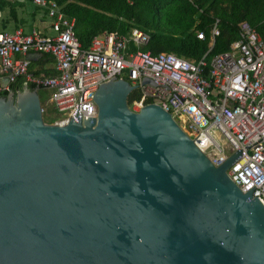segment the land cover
Masks as SVG:
<instances>
[{"label": "water", "instance_id": "obj_1", "mask_svg": "<svg viewBox=\"0 0 264 264\" xmlns=\"http://www.w3.org/2000/svg\"><path fill=\"white\" fill-rule=\"evenodd\" d=\"M146 82L152 81L145 78ZM113 77L83 121L47 123L39 88L0 95V264H264V202L159 104Z\"/></svg>", "mask_w": 264, "mask_h": 264}, {"label": "built area", "instance_id": "obj_2", "mask_svg": "<svg viewBox=\"0 0 264 264\" xmlns=\"http://www.w3.org/2000/svg\"><path fill=\"white\" fill-rule=\"evenodd\" d=\"M32 3L47 12L56 35L38 30L0 32V72L8 73L9 83L22 77L26 84L50 91L49 103L62 115L56 124L73 120L79 97L83 121L97 118L94 96L100 85L113 77L124 78L139 84L137 110L148 104L163 106L214 166L241 150L242 157L228 175L244 193L255 188L253 197L264 202V36L250 23H240V38L226 53L194 60L175 52L146 50L151 37L136 28L127 36L97 35L84 47L74 23L55 0ZM219 23L216 20L212 28L214 41L221 33ZM198 37L205 40L206 34L200 32ZM31 53L54 56L59 73L33 74L30 60L17 58ZM4 91L7 87H0V93Z\"/></svg>", "mask_w": 264, "mask_h": 264}, {"label": "trees", "instance_id": "obj_3", "mask_svg": "<svg viewBox=\"0 0 264 264\" xmlns=\"http://www.w3.org/2000/svg\"><path fill=\"white\" fill-rule=\"evenodd\" d=\"M64 5V12L76 18V33L84 47L101 31L129 30L138 27L148 33L150 42L145 47L152 53L175 52L198 60L226 53L232 42L239 39V25L248 22L264 36V0H56ZM2 4H0L1 6ZM220 21V36L210 46L211 27ZM198 30L206 39L198 37ZM47 54V53H46ZM30 71H33L30 67ZM34 74V73H33ZM30 88L37 87L29 83ZM23 82L18 77L10 85L15 94ZM39 95L41 98V91ZM8 92L0 93L7 96ZM133 91L128 98L130 108L140 99ZM59 119H51L54 124Z\"/></svg>", "mask_w": 264, "mask_h": 264}, {"label": "crops", "instance_id": "obj_4", "mask_svg": "<svg viewBox=\"0 0 264 264\" xmlns=\"http://www.w3.org/2000/svg\"><path fill=\"white\" fill-rule=\"evenodd\" d=\"M0 4H2L0 6V32L11 33V32H14L16 30H21L23 33L30 34L34 30H38L42 34L47 35V36L54 37L56 35V32L54 31L53 26H52V19L50 17H48L46 11L41 10L38 7H35L32 3V0H0ZM59 6L62 8V11L66 15V17L70 21H72L74 23V25L76 26V18L69 16L64 12V10H63L64 5L59 4ZM216 20H218V19H216ZM135 28L140 29L138 27H133V28H130L128 31L127 30L101 31L97 35L98 36L103 35L106 32L107 33L116 32V33H119L121 35L127 36L131 33L132 29H135ZM212 28H213V26L211 27L210 46H213V44L215 42L214 39L212 38ZM75 32H76V29H75ZM200 32H204V31L198 30V34ZM76 35H77V33H76ZM239 38H240V36H239ZM238 40H236V41H238ZM236 41H234V42H236ZM234 42H232V44ZM231 45H230V48H231ZM131 48L135 49V45H131ZM230 48H229V50H230ZM146 50H148V49H146ZM17 58L18 59H29L31 62V68L33 69V71L38 72V73L33 72L36 75L52 76V75H57L59 73L56 69V59L51 54H46V53H31L30 55L19 54V55H17ZM7 74L8 73H6V72H0V87H2V88L7 87L6 92H10L11 91L10 90L11 82L10 83L8 82ZM20 78L22 79L23 85H25L26 84L25 78H22V77H20ZM27 84H29V83H27Z\"/></svg>", "mask_w": 264, "mask_h": 264}, {"label": "rangeland", "instance_id": "obj_5", "mask_svg": "<svg viewBox=\"0 0 264 264\" xmlns=\"http://www.w3.org/2000/svg\"><path fill=\"white\" fill-rule=\"evenodd\" d=\"M145 47H143V48H145ZM40 93H41V102H42V108H43V117L47 123L51 124L52 118L59 119L62 117V115L59 112L53 110L54 108H53L52 104L49 103L50 91L42 90ZM131 109L136 111V112H139V110H137L138 108H135V106Z\"/></svg>", "mask_w": 264, "mask_h": 264}]
</instances>
